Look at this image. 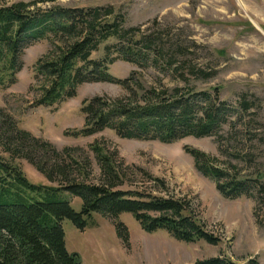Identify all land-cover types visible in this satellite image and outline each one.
<instances>
[{
  "label": "trees",
  "instance_id": "16d2710c",
  "mask_svg": "<svg viewBox=\"0 0 264 264\" xmlns=\"http://www.w3.org/2000/svg\"><path fill=\"white\" fill-rule=\"evenodd\" d=\"M52 1L0 0V91L17 82L25 49L46 39L49 51L35 64L41 95L32 106L51 107L74 98L85 83H114L125 91L119 98L96 96L84 100L83 126L68 130L66 135L88 137L111 130L122 139L173 144L187 137L219 136L227 124L235 125L232 118L237 112L220 99L218 89L212 93L190 85L191 79H208L214 73L177 60L173 45L165 43L161 34L150 28L143 30L142 25L126 27L125 15L112 6H39ZM111 39L117 42L105 46L104 57L94 58ZM116 61L140 70H172L184 84L173 88L147 87L138 71L124 79L115 78L109 66ZM251 107L243 98L236 115L247 113ZM0 132L5 152L26 159L48 181L58 183L34 184L19 166L0 157V264H83L79 254L68 251L62 222L70 220L84 230L94 213L114 221L124 245L129 243V234L118 222L122 214L132 215L146 233L166 231L184 243L205 241L217 245L221 241L196 218L186 200L153 191L121 190L124 182L120 168L113 156L99 147L93 148L101 171L100 183L96 184L90 179V161L80 165L71 155L68 158L64 154L71 153L68 149L59 152L47 141L17 133L14 126L3 131L0 127ZM39 149L44 155L39 156ZM50 150L53 156H49ZM185 151L194 159L196 170L216 182L224 198L253 196L252 180L231 175L201 150L187 147ZM155 182L159 189L166 187L162 179ZM260 189H264L263 184ZM66 198H79L80 211ZM194 264L235 263L219 256Z\"/></svg>",
  "mask_w": 264,
  "mask_h": 264
},
{
  "label": "rangeland",
  "instance_id": "374dc122",
  "mask_svg": "<svg viewBox=\"0 0 264 264\" xmlns=\"http://www.w3.org/2000/svg\"><path fill=\"white\" fill-rule=\"evenodd\" d=\"M54 5L112 6L125 15L126 27L152 29L170 47L173 45L177 60L213 72L208 79H191L190 85L198 91L213 93L218 89L220 99L237 113L243 98L252 104L241 117L236 113L232 118L235 125L227 124L219 136L187 137L173 144L122 139L111 130L73 137L66 132L83 126L84 100L96 96L119 98L125 91L114 83H85L74 98L51 107H34L32 102L41 95L35 64L47 54L50 43L44 39L29 45L22 56L17 82L0 91L2 131L14 126L17 133L47 141L59 152L68 149L71 153L64 154L80 165L90 161V179L96 184L100 183L101 171L93 148L99 147L111 154L120 168L124 182L121 190L153 191L184 199L206 229L221 239L217 245L205 241L184 243L166 231L146 233L132 215L122 214L118 222L129 234V243L124 245L114 221L94 213L84 230L70 220L62 222L68 251L79 254L83 264H194L219 256L235 264H264V189H260L264 185V0H53L39 4L42 8ZM116 42H106L93 57L102 59L105 46ZM133 71L140 72L147 87L184 84L172 70H140L123 61L109 66L110 74L118 79L127 78ZM4 142L0 132V157L4 161L19 166L34 184L58 186L26 159L5 152ZM187 147L206 153L231 175L252 180L253 196L224 198L216 182L196 170L194 159L185 151ZM49 152L53 156V151ZM38 154L44 155L41 149ZM157 178L165 181V188L155 187ZM66 199L80 211L79 198Z\"/></svg>",
  "mask_w": 264,
  "mask_h": 264
}]
</instances>
